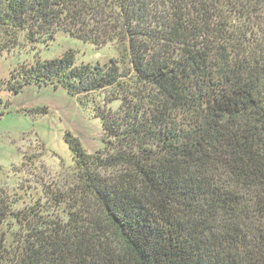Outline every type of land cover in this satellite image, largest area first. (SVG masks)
<instances>
[{"label": "trees", "instance_id": "trees-1", "mask_svg": "<svg viewBox=\"0 0 264 264\" xmlns=\"http://www.w3.org/2000/svg\"><path fill=\"white\" fill-rule=\"evenodd\" d=\"M58 31L119 57L68 50L0 91L64 89L104 145L65 132L77 189L54 199L74 203L27 222L0 264H264V0H0V52Z\"/></svg>", "mask_w": 264, "mask_h": 264}, {"label": "rangeland", "instance_id": "rangeland-1", "mask_svg": "<svg viewBox=\"0 0 264 264\" xmlns=\"http://www.w3.org/2000/svg\"><path fill=\"white\" fill-rule=\"evenodd\" d=\"M74 51L79 63H106L119 57L115 42L94 45L58 31L53 39L28 43L20 36L0 52V80L14 70L37 60L59 57ZM97 98L102 93L96 94ZM7 106L0 116V248H9L16 234H25V224L41 221L60 222L67 206L54 198L72 193L76 187L73 157L64 134L76 136L88 153L101 149L103 130L92 106L82 107L76 97L62 88L27 85L13 94L0 91ZM118 100L109 106L116 109ZM91 211V208H88ZM22 216L21 223L16 217ZM35 223V222H34ZM33 223V225H34ZM6 254L5 256H7Z\"/></svg>", "mask_w": 264, "mask_h": 264}]
</instances>
